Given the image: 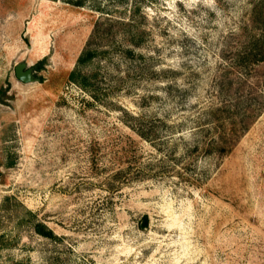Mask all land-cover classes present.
I'll list each match as a JSON object with an SVG mask.
<instances>
[{
    "label": "rangeland",
    "instance_id": "rangeland-1",
    "mask_svg": "<svg viewBox=\"0 0 264 264\" xmlns=\"http://www.w3.org/2000/svg\"><path fill=\"white\" fill-rule=\"evenodd\" d=\"M105 18L143 40L104 32L79 67ZM263 33L264 0H0V264H264V96L209 147L237 131L215 108L264 95Z\"/></svg>",
    "mask_w": 264,
    "mask_h": 264
},
{
    "label": "trees",
    "instance_id": "trees-1",
    "mask_svg": "<svg viewBox=\"0 0 264 264\" xmlns=\"http://www.w3.org/2000/svg\"><path fill=\"white\" fill-rule=\"evenodd\" d=\"M105 19L106 20H104L103 22L100 21L96 24L94 34L88 46L81 53L78 59L79 67L81 65H85L88 62H91L99 54V47L94 46L92 44V41H94L98 37H101L103 35L102 33L104 32L107 34H109V32H113L114 34H117L118 32L122 33L125 39L133 42L135 45H139L143 40L144 31L140 29V24L136 20L123 18ZM254 41V45L256 46H258L259 43L261 44L260 50L262 51L261 54H263L261 60L264 61V33L262 37H257L254 39ZM127 51L133 52V48L129 47L127 48ZM251 54L252 53L249 50L243 51V53L241 54L242 56L239 55L240 62L247 61L249 59L248 57H251ZM79 67L69 72L68 79L72 82L80 84L85 89H90V76L82 73ZM228 83L229 84L227 85L232 86L234 84V81L232 79H229ZM222 90L226 94H229V88L228 86H226V77L223 78ZM254 90L255 89L249 92V98L244 99L243 96L239 95L235 99L228 100L230 102L224 103L223 106L215 108V114L212 111L210 118L213 119L214 129L219 130L221 127L225 128V119H222L220 117H217V120L214 119V116L217 113L223 114V112H225L227 113L226 116L231 118V121L233 120L232 123L234 126V130L237 131H234L232 133H229L226 129L218 131L217 136L214 135L213 137H211V141L209 144V147H211L210 151H213L214 149L219 150L221 152L229 151L233 147L234 142L237 140V138H239L240 135L249 128L250 119L253 118L257 114V111L260 110L263 106L262 96L264 95L258 92L255 93ZM36 230L44 236H54L53 231L49 229L44 223H37Z\"/></svg>",
    "mask_w": 264,
    "mask_h": 264
},
{
    "label": "water",
    "instance_id": "water-1",
    "mask_svg": "<svg viewBox=\"0 0 264 264\" xmlns=\"http://www.w3.org/2000/svg\"><path fill=\"white\" fill-rule=\"evenodd\" d=\"M16 76L18 79L25 83L40 80V77L36 75V66H31L27 61H21L16 64L15 67ZM0 101L4 104L11 105L10 101L6 100L0 92ZM146 225V220L144 221Z\"/></svg>",
    "mask_w": 264,
    "mask_h": 264
},
{
    "label": "bare ground",
    "instance_id": "bare-ground-1",
    "mask_svg": "<svg viewBox=\"0 0 264 264\" xmlns=\"http://www.w3.org/2000/svg\"><path fill=\"white\" fill-rule=\"evenodd\" d=\"M35 43H36V42H35ZM36 46H37V45H36ZM36 46H35V47H36ZM38 47H39V46H38ZM40 48H41V47H40ZM36 50H37V49H36ZM37 54H38V53H37ZM29 63H30V62H29Z\"/></svg>",
    "mask_w": 264,
    "mask_h": 264
}]
</instances>
